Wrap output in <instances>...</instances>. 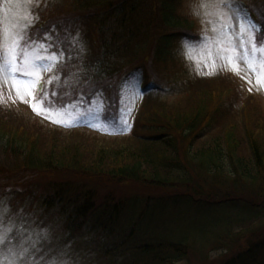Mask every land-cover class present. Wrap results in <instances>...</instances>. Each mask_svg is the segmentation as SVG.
<instances>
[{"label":"trees","instance_id":"16d2710c","mask_svg":"<svg viewBox=\"0 0 264 264\" xmlns=\"http://www.w3.org/2000/svg\"><path fill=\"white\" fill-rule=\"evenodd\" d=\"M81 1L61 0L60 4L63 8L68 9L67 14L63 16L57 14L59 10L56 9V5L58 4H53L52 1L44 0L35 8L39 20L34 23L31 30L35 28V32L41 38L47 36L49 38L47 41L40 40L39 42L49 45V51L46 53L55 51L60 58L59 64L49 72L50 77L56 80L54 84L59 87L48 88L49 85L43 87L41 93L44 95L37 93V100L43 99L46 104L62 106L70 100L76 102L80 101V98H84L90 103L89 105H95V101L100 99L99 95L108 93L111 98L112 90H114L116 100L111 101L110 106L116 107L119 104L118 96L122 81L134 73H140V70L145 67L147 70L145 89L148 95L146 102L144 101L140 106L141 108L144 104L140 113H144L145 103H147L150 110L148 109L145 121L148 126L158 128L160 133L154 136L146 135L144 138L135 134L133 137H127L129 142L126 141V138L117 137L119 139L114 141L121 147L123 146L122 148H119L116 142H109L105 139H88L90 135L85 133L79 134L80 138H78L79 136L76 138L74 137L76 132L73 129L65 132L61 129H54L49 132L44 128L43 130L40 127L38 129V125L33 124L27 125L28 132L24 134L18 127L22 126L25 121L13 115L10 109L0 102V154L5 156H0V197L7 194V206L12 214L24 211L29 207V209L32 208L31 213L39 219L47 217L49 223L55 225L59 235L64 237L63 239L73 241V246L90 250L95 257L105 258L106 253L101 251L109 250L107 254L114 257V262H116L120 261L117 253L126 251L129 254L122 264H127V262L129 264H180L187 259L188 251H193L191 245L198 241L193 237L195 227H188L191 234L182 233V236L186 237L184 238L185 244L174 241L175 238L173 239V236L167 233L168 237H166L162 233L163 231L157 227L158 224H164L161 211L165 209L155 206V202L160 203V201L154 202L152 214L149 213L152 207L149 206L151 203L149 202L136 216L137 208L134 206L138 201L132 195L121 199L105 197L101 201L95 202L97 199L94 190L86 189V184L82 187L84 182L76 181L77 187L69 181L62 186L52 181L54 184H50L48 187L50 181L41 179L48 187H43V189L48 190L52 187L54 196H51L50 202H47L48 199H41L39 209L36 207L40 202L39 196L31 203L23 199L26 194L23 192L22 188L24 187H21L20 183L22 182L17 176L32 172L31 170L45 172L42 169H46L45 177L57 171L60 172L59 174L71 175L74 173L79 175L80 180L82 177H87L99 182L143 183L151 181L149 183L162 187L161 184L170 183L172 182L170 180L177 178L176 171L181 169L178 161L180 151L177 146L178 133L180 132L181 137L192 138L191 147L187 151L188 156L205 171V174L212 173L216 177L206 193L211 195V193L216 194L219 191L222 193L219 201L225 199V202L220 205L225 204L226 207L233 206L240 209L251 207L250 209L254 212L259 206L264 205V199L260 202L257 199H252L254 193H260L264 198V136L257 132V129L262 130V127H259L258 123L256 124L253 109L249 110L250 118L244 117V122L245 119L247 120L246 128H241L237 121H225L221 113L215 114L214 110H217L218 106L208 105L209 95H204L202 99L196 98L204 90L211 91L212 84L207 83L201 92L198 89L205 83L197 78L184 85L186 92L190 95L188 96V102L191 101L190 108L178 113V111L169 112L170 110H166L165 107L157 105L155 102L149 104L151 93L154 91L163 92L165 87L160 84V81L153 80L151 72L149 73L151 70L149 62L140 60L133 63L128 60L127 63V58L121 59L124 56L131 57L132 53L128 51L130 48L127 42L132 33H142L147 26V14L142 8L144 0H137L138 8L130 0ZM85 1L88 3L84 4ZM177 1L157 0L151 6L150 14L156 12L167 28H182L183 24L179 23V17L175 12ZM247 1L250 6L255 7L254 11L263 19L264 24V9L261 8L264 7V0ZM256 3L261 7L255 6ZM81 23H83V27L88 23L86 40L90 48L88 54L90 56L92 53V55L90 57L82 56L80 62H78L79 59L75 62L68 57L71 49L69 39L71 33H74L75 28ZM186 32L189 31L181 30L180 34ZM93 39H96L97 43L93 44ZM161 45L157 49V57H160L159 53L166 51V42ZM63 54L65 55L64 59ZM113 57L114 60L108 59ZM106 58L108 62L103 61ZM117 58L119 59L115 60ZM160 58L166 60L163 56ZM120 60L124 62H120ZM155 66L158 64L155 63ZM110 73L114 75L108 76ZM161 73L167 75L164 71ZM212 79L214 81L217 77L213 76ZM174 81L177 82L178 77L174 78ZM182 84L184 81H181L179 85ZM220 84L223 83L220 82ZM182 103L183 101L180 102V104ZM9 120L16 125L15 128L7 124ZM211 124H217L220 128H224L222 139L207 136L206 131L212 129ZM73 132L74 134H72ZM3 158H10L9 160L12 162H7L8 164L5 165ZM225 161L230 162L228 167L231 170L230 173L234 175L232 186H228L229 182L227 183V190L224 188L226 184L224 176H228L223 171ZM239 179L247 180L248 183L240 186ZM15 182L16 186L14 187L12 183ZM238 185L239 193L236 192ZM185 186L187 189L188 186ZM200 190L203 193V188ZM241 191L247 196L241 197ZM203 201L201 206L208 209L225 208L216 206L213 201ZM175 206V204H170L168 207ZM5 209L6 213H10L6 207ZM145 217V221H148L147 225L151 224L155 231H150L149 228L144 232V235L153 237H150L148 242L130 244V241L133 240L131 232L141 224L140 221ZM79 220H82L81 225ZM223 224L224 220H221L213 222L209 226L210 229L211 227L219 228ZM127 226L129 229H126ZM140 227L142 226L140 225ZM252 229L256 230L255 225ZM208 234L210 233L205 234L203 240L208 237ZM156 235H160V238H157ZM257 235L254 234L249 239H253ZM129 237H131L130 241ZM176 244L183 246L187 252L176 250L178 248ZM113 250L116 252H112ZM241 251L219 263L264 264V232L262 236L252 242L248 250Z\"/></svg>","mask_w":264,"mask_h":264},{"label":"rangeland","instance_id":"374dc122","mask_svg":"<svg viewBox=\"0 0 264 264\" xmlns=\"http://www.w3.org/2000/svg\"><path fill=\"white\" fill-rule=\"evenodd\" d=\"M42 1L44 0H0V51L6 46L9 35L28 36V28L30 29L33 24L39 20V15L35 8L43 3ZM47 1L58 4L56 5V9L59 10L57 13L58 15L63 16L67 14L68 9L63 8L62 4H60L61 0ZM130 1L138 8L137 0ZM155 1L157 0H144L142 8L147 14V26L142 33H132L127 42L130 48L128 51L132 53H130L131 55L129 54L131 57L124 56L121 58H127V63L128 60L133 63H137L140 60L149 62L151 69L149 73L151 72L153 80L160 81V84L165 87V91L163 92L154 91L151 93L148 103L152 104V102H155L157 105L165 107L166 110H170L169 112L178 111L179 113L181 110L190 108L191 101L188 102V96L190 95L186 92L184 85L187 82L189 83L190 80L197 78L205 83L198 89L199 91H201L204 86H207V83H210V85L212 84V89L210 88L211 91L207 92V90H204L203 93L197 95V99H202L204 95H209L208 105L213 104L218 106L217 110H214L216 112L215 114L221 113L225 121H237L241 128L247 127V123L243 121L244 118L241 114L244 115L245 118H250L249 114L253 109L256 124L258 123V126L262 127V130L257 129V132L260 134L262 133V136H264V83L257 82V72L250 70L249 61L245 59L246 55L250 56L252 61L257 62V68H259V61L264 60V53L258 54L255 51H251L250 48L247 54L243 51L239 36L241 32L240 20L231 6L234 4L243 6L242 1L178 0L175 5V12H177L179 17V23L183 24L182 28H167V25H163L156 12L150 14L151 6ZM81 2H84V0ZM86 3L88 2L85 1L84 4ZM255 6L261 7L258 3H256ZM261 8L264 9V7ZM230 25H234V27L230 28ZM87 27L88 23L85 24V27H83V23H81L80 26L75 28L74 33H71L69 39L71 49L68 55L71 61L77 62L79 59L78 62H80L82 56H89L88 53L90 51L88 49L90 48L86 40ZM181 30H188L191 34H194L196 38L193 37L192 40L185 39V36L183 35V37L180 34ZM29 36L35 40L38 35H31L29 31ZM245 38H247V34ZM161 41L162 43L166 42V51H162L159 55L160 57H165L166 60L157 57V49H159L162 44L160 43ZM37 43L41 42L37 41ZM21 48L29 53V55L37 54L30 51L28 43L21 44ZM234 49L239 51L238 71L233 70V67L229 63V58L236 55ZM38 54L50 55L51 53H46L41 49ZM123 54L126 55L125 53ZM91 55L92 53L90 56ZM64 57L65 55L63 54V59ZM20 59L22 62L23 57ZM108 59L114 60V57ZM108 59L106 58L103 61L108 62ZM118 59L119 58L115 60ZM120 62L124 61L120 60ZM155 63H157L158 66H155ZM21 66L23 67L22 63ZM162 71L166 72L167 75L162 74ZM113 75L114 74L110 73L108 76ZM213 76L217 77L214 81H212ZM177 77L178 81L175 82L174 78ZM42 78L45 79V86L49 85L48 88L59 87L54 84L56 80L50 77L49 71H42ZM138 80L139 77L134 73L122 81L121 91L118 96L120 108L118 113L119 120L116 124V128L109 125L107 129L126 130L129 128L133 119L138 117L139 125L133 134H138V136L144 138L146 135H157V133H160V130L148 126L147 121H145L149 109L147 103H145L146 107L144 113L141 114L139 112V114H137L141 102L136 87ZM49 81L52 82L50 83ZM181 81H184V84L179 85ZM220 82L223 84H220ZM214 83L215 85H213ZM193 93H195V91H193ZM30 100L31 98L27 95H25L24 100L20 99L10 78L6 77L5 70V77L0 78V101H2L1 104L10 109L13 115L25 121L22 126L20 125L18 127L20 132L26 134V132H28L27 125L36 124L38 125V129L39 127L41 130L44 128L49 132L54 129H61L63 132L73 129L76 134H74V132L72 134H74L76 138L78 136V138H80V135L85 133L90 135L88 139H105L109 142H116L114 140L119 139L110 134L103 135L104 131L102 128L104 127V123L99 119L100 116L97 113L98 105H96L97 107L93 106L86 109L73 105L72 100L64 103L62 106H53L44 103L45 108L52 110V116L48 118L34 111L30 105ZM182 101L183 103L180 104ZM39 102L40 101L37 100L38 107ZM143 105L140 110H143ZM239 108H242V112L239 111ZM53 120H60L61 123H54ZM124 121H127V123H124ZM84 122L86 123L84 124ZM201 123L200 121V124ZM7 124L12 126V128L16 127L11 120L7 121ZM211 127L212 129L206 131L207 136L220 137L222 139L224 136V128H220L217 124H211ZM178 134L179 140L177 139V146L180 151L178 161L180 162L181 169L179 168V171H176L178 173L177 178L170 180L172 181L170 183L161 184L162 187L154 183H149L151 181L143 183H125L122 181L99 182L87 177H82V180H80L78 178L79 175L74 173L71 175L66 173L59 174L60 172L57 171L45 177L47 175L46 169H42L45 170V172L31 170L32 172H27L17 177L23 183V185L20 183L21 187L29 189L28 202L31 199V195L34 194H43L46 196V200L48 199L47 202H50V199H52L51 196H54L53 190H51L52 187L48 190H44L43 187L48 188L50 184H54L53 182L61 184L62 186V184L67 181L77 187L76 181L79 183L84 182L81 185L82 187L86 184V189L94 190L95 198L97 199L95 202L101 201L105 197L109 199H113L114 197L121 199L130 195L134 196L136 201H138V203L134 202V207L137 208L136 216L139 215V211H142L149 202H151L149 206H152L149 213L152 214L154 202L158 200L160 203L155 202V206L165 209L163 210V234L167 233L173 236V239L175 238L174 241L185 244L184 238L186 237L182 236V233L186 232L191 234L188 227H195L193 230V237L199 242L196 241L194 244L191 243L193 251H188V255L186 254L188 256L187 259L180 264H220L227 258L242 252L241 250H248L252 242L256 241L257 237L262 236L264 232V205L259 206L254 212L250 209L251 207L240 209L239 207L233 206L226 207L225 204L220 205L225 202V199L219 201L222 193H219V191L216 194L211 193V195L206 193L209 185L214 182L216 177L212 173L205 174V171L188 156L189 153L187 151L191 147L192 138L181 137L180 132ZM120 136L122 135L118 137ZM127 137H130V135L126 134L123 138H126V141L129 142ZM117 145L119 148L123 147L118 143ZM0 156L5 157L2 153ZM9 159L10 158H3L5 165L12 162V160ZM224 163L225 166L223 171L228 175L224 176L226 180L224 188L227 190V183L229 182L228 186H232L234 175L230 173L231 170L228 167L230 162L225 161ZM41 179H48V181H50L48 187L45 181ZM239 181L241 184L240 186H244L245 183H248L247 180L244 179H239ZM12 184L14 185L16 182ZM185 185L188 186L187 189ZM15 186L16 185H14V187ZM200 188H203V193ZM239 190L240 187L238 185L236 192L239 193ZM223 194L226 195V193ZM243 195L247 196L246 193L241 191L240 196L242 197ZM252 199H257L260 202L264 198L260 193H254ZM203 200L213 201L216 206H224L225 208L207 209V207L197 204L199 201L203 204ZM0 202H2L1 199ZM2 203H0V264H32L33 257L31 253L36 252H39L38 264H94L90 258L84 256L88 250H77L76 246H73V241L65 242L57 240L54 231H48L46 227L39 225L34 220L33 223L27 221V226L23 225L24 223L22 224L18 219H13L10 213L5 212V207ZM170 204H175L176 206L168 207ZM127 211L128 208L126 209V212ZM145 219L146 217L142 218L140 221L142 227L138 225L133 230L136 234H134L133 240L131 241L130 238L133 235L129 237L130 244L135 245L137 242H148V239L153 237L152 235H144V232L149 230V228L150 231H155L151 224L147 225L148 221H145ZM221 220H224V224L221 227H211L210 230L208 224ZM81 223L82 220H79L80 225ZM254 225L256 230L252 229ZM160 226L161 225L158 224L157 227ZM128 227L129 226H127L126 229H129ZM139 228L141 229L138 231ZM201 228L208 232H202ZM15 229L18 232L15 233ZM206 233L213 234H208V237L203 240ZM14 234L17 238L14 237ZM21 234L24 241L23 244L18 238ZM167 234L165 235L166 237H168ZM254 234H258L257 237L249 239L251 236H254ZM156 237L160 238V235H156ZM14 238L17 240V243L14 242ZM201 240L202 242H200ZM27 245H29V247H27ZM176 246L178 247L176 250L185 249L181 245L176 244ZM30 247H39V251L30 250ZM112 252L115 253L116 250ZM183 252L187 251L184 250ZM117 254H119L120 257L118 264H122L129 253L124 251ZM127 264H129V262H127Z\"/></svg>","mask_w":264,"mask_h":264},{"label":"snow or ice","instance_id":"6c2138e0","mask_svg":"<svg viewBox=\"0 0 264 264\" xmlns=\"http://www.w3.org/2000/svg\"><path fill=\"white\" fill-rule=\"evenodd\" d=\"M238 19L240 20L241 32L239 33L241 44L243 46L244 53L255 51L258 54L264 53V41L258 43L260 40L257 37V31H264L262 28H258L256 22L252 20L247 10L239 4L231 5ZM231 18V17H229ZM234 25H230V28ZM247 34V38L245 35ZM49 38L39 37L35 40L31 36L17 35L8 36V42L4 49L0 51V78H10L12 85L16 88L17 95L21 100H24L25 95L31 98L32 108L38 114L45 115L48 118L52 116V110L45 108V101L42 99L37 106V97L35 92L38 90V85L42 79V71H53L57 64L60 62V58L56 55L55 51H52L50 55H39V51L42 49L44 52L49 51V45L47 43H37V41H47ZM28 43L31 52L37 53L36 55H29L21 48V44ZM236 51V55L229 58V63L233 67V70H239L238 56L239 51ZM21 57L23 60L21 62ZM245 59L249 61L250 70L257 72V82L264 83V60L259 61V68H257V62L252 61L250 56H245ZM21 63L23 67L21 66ZM50 83L52 81H49ZM41 95H44L41 93ZM2 102V101H0ZM54 123H61L60 120H53ZM127 123V121H124Z\"/></svg>","mask_w":264,"mask_h":264}]
</instances>
